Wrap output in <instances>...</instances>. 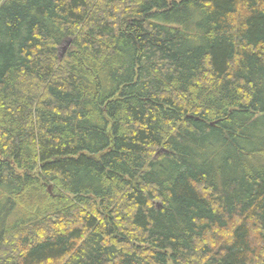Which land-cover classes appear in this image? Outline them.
Masks as SVG:
<instances>
[{"label":"trees","instance_id":"trees-1","mask_svg":"<svg viewBox=\"0 0 264 264\" xmlns=\"http://www.w3.org/2000/svg\"><path fill=\"white\" fill-rule=\"evenodd\" d=\"M0 264H264V0H0Z\"/></svg>","mask_w":264,"mask_h":264},{"label":"water","instance_id":"water-1","mask_svg":"<svg viewBox=\"0 0 264 264\" xmlns=\"http://www.w3.org/2000/svg\"><path fill=\"white\" fill-rule=\"evenodd\" d=\"M70 43H71V39L70 38L66 39L64 41V43L61 46L60 57L66 52V50L69 47Z\"/></svg>","mask_w":264,"mask_h":264},{"label":"rangeland","instance_id":"rangeland-1","mask_svg":"<svg viewBox=\"0 0 264 264\" xmlns=\"http://www.w3.org/2000/svg\"><path fill=\"white\" fill-rule=\"evenodd\" d=\"M49 190H51V187H49Z\"/></svg>","mask_w":264,"mask_h":264}]
</instances>
